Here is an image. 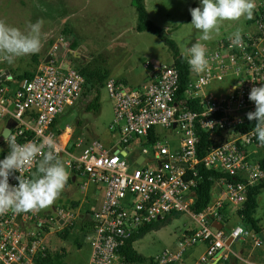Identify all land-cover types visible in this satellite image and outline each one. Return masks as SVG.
Returning <instances> with one entry per match:
<instances>
[{
  "label": "built area",
  "instance_id": "obj_1",
  "mask_svg": "<svg viewBox=\"0 0 264 264\" xmlns=\"http://www.w3.org/2000/svg\"><path fill=\"white\" fill-rule=\"evenodd\" d=\"M255 4L252 28L242 34V44L235 45L228 37L210 47L205 45L209 67L203 73L193 74L180 54L189 77L184 97L196 100L199 111L187 109L184 102L175 98L178 75L171 64L155 67L148 79L133 89L106 77L99 88L103 87L110 99L112 117L108 131L116 134V141L109 148L91 140L80 148V143L74 144L69 150L67 131L56 134L52 123L74 104L84 82L66 57H56V46H52L47 60L36 66L29 80L15 82L14 87L13 77L0 70V136L4 128L8 130L0 141V160L10 151L5 142L9 135L18 144H40L44 137L51 136L69 179L81 178L84 184L91 183L101 190L98 208L86 223L90 248L86 264H135L120 253L126 240L140 228L173 213L187 214L198 227L178 242L174 252L165 250L155 257H143L137 264H186L184 251L198 244L205 249L194 264L235 256L230 247L247 235L246 230L235 226L225 232L210 223L214 220L221 224L222 205H230L238 216L247 188L264 181L258 160L247 155L248 148L259 143L252 134L254 127L242 130L249 121L246 113L255 110L254 102L248 99L249 92L264 84V0H255ZM65 52L72 53L68 49ZM225 78H233V82L220 95L205 93L207 84ZM156 128L175 130L177 148L170 150L159 142ZM196 130L211 142L224 138L219 145H210L200 160L195 157ZM149 134L154 136L151 142ZM132 144L136 151L128 150ZM41 158L38 155L31 166L15 175L30 177ZM197 163L207 170L227 174L234 181L216 182L220 184L219 195L203 212L193 214L190 208ZM9 183L16 185L18 181L10 177ZM54 211L61 224L49 213L41 217L40 211L0 215V264H35L43 258L47 253L43 239L49 225L63 229L77 217L67 205ZM227 236L232 237L230 246L224 245ZM253 245L259 246V241L254 240Z\"/></svg>",
  "mask_w": 264,
  "mask_h": 264
},
{
  "label": "rangeland",
  "instance_id": "obj_2",
  "mask_svg": "<svg viewBox=\"0 0 264 264\" xmlns=\"http://www.w3.org/2000/svg\"><path fill=\"white\" fill-rule=\"evenodd\" d=\"M96 1L97 0H77L78 3L84 2V16L93 14V16L95 15L97 18H100L99 25L102 27L101 31L107 27L106 32H108V34L104 36L105 39L108 36L114 38L117 35L114 34L115 32L125 31L126 29L120 37L130 42V44L135 47L136 51V53L128 59L126 64L128 66L131 65L132 72L138 79L145 77V75L157 66H170L171 53L166 46L163 45L158 38L147 32L135 31V13L129 0H117L120 6H115L111 12L96 11ZM77 2L75 0H0V20H4L7 24L15 26L21 31H25L29 21L35 23L39 19L43 22L42 33L45 34L42 40V48L39 53L18 57L12 63L6 61L0 62V69L3 68L1 67L3 65L17 72L19 75L23 72L34 73L36 66L41 61L47 60L46 57L48 54H52V46H56V57H66L69 64L76 70H79L86 64L89 65V67H97L100 69L101 67H106V62L109 59L115 57L121 59L122 56L118 55V50L113 49L118 45H112L113 42H110L107 44L108 48L105 49L102 44L106 41L103 39L98 40V38L91 42V40L86 37L81 45L83 48H86L90 44L92 48L96 50L95 53L92 52L91 49H84L82 51L77 48L74 50L69 49V43L75 41L70 37V32L67 29L69 21L66 18L72 16L71 20H81V15L79 17V13H77L79 9L75 8ZM143 4L148 20L164 31L166 37L175 43L180 54H182L183 48L190 46L197 40L207 47H210L217 40L230 37L237 28H242V34L249 32L252 28V20L256 15L255 8L251 19L242 17L238 21H224L221 24L219 34L213 32V38L211 40L201 41L200 36L202 33L196 30L190 24L191 22L186 21L191 6H200V0H143ZM100 7L105 10L109 8L108 4L105 2L101 3ZM115 18H118V24L111 22ZM129 27L130 29H128ZM63 32L68 34L65 35ZM89 32L93 37H95V34L99 33L98 31L95 33ZM66 49L70 50L72 53H68V55L65 52ZM125 52L129 53L128 50ZM35 56L37 61L36 65L33 62ZM102 61H104L105 64H102ZM15 82L17 81H15L13 77V87L16 84ZM231 82H233V78L214 81L207 84L204 87V91L205 93L207 92L217 96L220 95L224 91V88ZM97 91L98 110L96 112L85 111L84 109L88 103L92 102L93 94H89L86 98L80 100H78V97L74 104L70 108H66L59 116L56 122V129L60 133L64 130L67 131V136H69L67 143L68 148L69 146L72 147L74 144L79 143L78 148H80L91 140L103 143L108 137L114 138L108 131V125L112 117L110 99L103 87L99 88ZM1 124L2 122L0 121V125ZM156 133L158 141L166 144L168 147L176 142L178 138L175 130L156 128ZM259 154L263 155L264 150L262 149ZM67 189H69L71 193L70 198L81 197V192L75 186L74 182H71L66 187V191ZM70 198L62 197L60 194L52 205L60 207L61 205L67 204ZM255 205L256 208L253 217L258 220L263 231V233H259L257 237L264 243V188L255 196ZM50 207L51 205L45 209L39 210L40 216L43 217L44 215L42 213L49 211L48 209H50ZM68 207L72 208L70 204ZM231 208L232 207L228 204L222 205L220 211L221 215L232 214L231 217L233 219H229V223L232 226L235 224L241 225V219L236 218L238 216L231 212ZM84 217L86 222L91 220L90 216ZM193 224L194 222L187 214L178 213L169 219L168 223L157 229L147 231L144 235L134 240L131 243V248L144 258L158 256L165 250L174 252L175 249L178 248L176 241L182 236L183 232L188 230ZM85 225L75 220L73 225L70 226L67 236L62 240H59L62 229H58L56 224L49 225L48 233L43 240L45 245L49 248H51L52 244L54 247L56 246V249H60V247L63 249V254L59 257V264L86 263L90 248L86 236L79 230L81 226ZM238 240L239 239H236L235 242H238ZM61 241L64 242V247L60 245ZM250 242V240L244 241L248 246L252 245V242ZM48 247L47 252L50 253L51 251L48 250ZM233 247L234 246H232V248ZM258 248L257 246L256 249ZM231 250L234 252L233 249ZM227 262L228 263L221 261L219 263L229 264L233 262V264H242L236 258L230 257L227 259Z\"/></svg>",
  "mask_w": 264,
  "mask_h": 264
},
{
  "label": "clouds",
  "instance_id": "obj_3",
  "mask_svg": "<svg viewBox=\"0 0 264 264\" xmlns=\"http://www.w3.org/2000/svg\"><path fill=\"white\" fill-rule=\"evenodd\" d=\"M255 8V0H200V6L189 9L190 24L202 33L201 41H209L213 32L219 34L222 22L238 21L242 17L251 19ZM42 26L39 19L35 23L29 21L26 30L21 31L0 20V62L12 63L18 57L39 53L45 37ZM242 31V28H237L231 34L233 44H242ZM206 52L205 45L200 42L182 49V56L193 74L199 75L209 67ZM248 99L255 105L254 111L246 113L249 121H256L252 134L264 146V84L252 87ZM5 142L10 151L0 160V215L39 211L52 205L70 176L58 157L54 138L44 137L40 144L35 141L18 144L9 135ZM38 155L42 158L37 162L35 173L27 178L15 175L31 166ZM10 177L18 183L11 185Z\"/></svg>",
  "mask_w": 264,
  "mask_h": 264
},
{
  "label": "crops",
  "instance_id": "obj_4",
  "mask_svg": "<svg viewBox=\"0 0 264 264\" xmlns=\"http://www.w3.org/2000/svg\"><path fill=\"white\" fill-rule=\"evenodd\" d=\"M75 1L77 2V0H75ZM103 2L108 4V6H109L108 10L102 9L100 7L101 3H103ZM117 2H118L117 0H97L96 1L97 5H96L95 10L96 11H108V12H111L112 9L115 6H120V4L117 3ZM129 3H130V0H129ZM83 5H84V2H80V3L77 2V6L75 7V8L79 9V11H77V13H79V17L81 15V20L80 21L71 20L72 16H69L68 18H66L69 21V24H67V29L70 32L71 39L74 40L77 43V49L81 50V51L84 50V49H91L92 52H94V53L96 52V50L93 49L90 44L86 48H83L81 46L83 44V40L86 37L89 38L91 40V42L96 40V38H98V40H101V39L105 40L106 42L104 44H102L103 48H105V49L108 48L107 47L108 43L113 42L112 45H118V46L114 47L113 49L114 50H118V55H121L122 57H121V59L115 57L113 59H109L106 62V69L109 72L107 77H111L114 80H118V81L122 82L123 85H125V86L127 85L126 87H129V88H132V89L136 88L139 85H141L142 83H144L148 79V77L152 73V71H150L142 79H140V78L138 79V77L135 74H133L132 67H130L131 65L128 66L126 64L128 59L131 58L133 56V54L136 53L135 47L132 44H130V42L125 41V40L121 39V37H120L121 34H123L126 31V29H125V31L115 32L114 34H117V35L114 38L108 36L105 39L104 36L106 34H108V32H106L107 27L101 31L102 27L99 25L100 24V18H97L95 15H94L95 16L94 17L93 14L90 15V16H87V15L84 16ZM128 6H129V4H128ZM117 20H118V18H115L111 22L118 24ZM128 29H130V27ZM89 31H91L93 33L98 31L99 33L95 34V37H93V36L90 35ZM112 31H114V30H112ZM109 35H111V34H109ZM195 42H199V41L197 40ZM125 49L128 50L129 53H126ZM33 59L36 60V56ZM171 62H172V59H171ZM1 67H3V68H1L0 70L7 71L14 78H15V76L19 75L17 72L13 71L12 69H10V68H8L6 66L2 65ZM55 128H56V123H55ZM110 134H112V136H114V138L112 139V137H108V138H106L104 140L103 143H101L106 148H109L116 141V134L111 133V132H110ZM155 134H156L155 136L158 137L157 133H156V130H155ZM177 145H178V140H176V142L171 144L168 148L170 150H174V149L177 148ZM128 148L130 150L135 149V151H136L135 144L130 145ZM262 149L264 150V146H261L258 143L256 145L248 148L247 155L253 160H258V159H260V158H262L264 156V154L263 155L259 154V152ZM36 171L37 170H35V172ZM71 182H74L75 186L80 190V192H81V197L80 198H74V197L70 198V194L71 193L69 192V189H67V191H66V187ZM215 184H216V182L213 183V185H212V187L210 189V201L215 200L216 197L220 193V184H216V185ZM60 194L62 195V197L64 196L65 198L66 197L70 198L68 200V203L65 204V205L69 206V204H70V206H73V208H72L73 212L77 216L75 220L80 221V223H82L83 225H85L87 223L86 220H84V218H85L84 216H90L91 213L94 212L98 208V205H99V202H100V199H101V190H100V188L98 186L93 185L91 183L84 184L81 178H77V177H74V176L67 181V183L65 184L64 189L62 190V192ZM51 208L56 209L58 207L56 205H51L50 209H48L49 211L43 212L42 214L43 215H47L48 213L50 214L51 213ZM232 209L233 208H231V212L234 213V210H232ZM227 215H229V216H227ZM227 215H222L221 216V221H223L221 223V225H222L221 229L223 231L224 230L225 231L229 230L230 228L235 227V226H240L243 229H245L246 233H247V235L244 238H241V239L239 238L238 242H235V243H233L231 245L230 250L233 249L234 253H235L234 254L235 256H233V257L236 258L238 261H240L242 264H262V262L264 260V243L261 242L258 239V237H257L258 235L252 234L250 232L248 225H243V223H241V225L235 224V225L232 226L229 223V219L230 220L233 219L231 217L232 214H227ZM236 218L239 219V217H236ZM192 221L194 222V224L191 225L188 230H185L183 232L182 236L176 241L177 242L176 244H178V242L182 241L183 238H185L186 236L190 235L198 227L196 222L194 220H192ZM256 221H257V226L260 228V231H261L260 233H263L262 228L259 225L257 219H256ZM73 222H72V225H73ZM79 230L80 231L81 230H86V232L88 233L86 225L85 226H81L79 228ZM86 232H81V233H83L86 236V234H87ZM62 239L63 238L61 236H59V240H62ZM245 240H250L252 242V243L250 242L252 245L248 246L247 244H245L244 243ZM254 240H258L259 241V246H258L259 248L258 249H256L257 247H255L253 245V241ZM60 245L62 247L65 246L64 242H62V241H61ZM232 246H234V247L232 248ZM45 247H46V250H47L48 246L45 245ZM204 249H205V246L203 244H198V245H195L193 247L187 248L184 251V253H183V259H184L185 263L186 264H194V263H196L198 258H199V256L201 254H203ZM48 250L51 251L50 253L47 252L48 255H50V256H53V255L58 256L57 264H59V257L63 254V249L61 247H60V249H56V246L54 247V245L51 244V248L48 247ZM88 257H89V255H88ZM233 257H230V258H233ZM87 261H88V258H87ZM87 261H86V263H87ZM221 261L225 262V263H228L227 260H225V261L220 260V261H218L215 264H220L219 262H221ZM212 263L213 262H211L210 264H212ZM229 264H233V262L229 263Z\"/></svg>",
  "mask_w": 264,
  "mask_h": 264
},
{
  "label": "trees",
  "instance_id": "obj_5",
  "mask_svg": "<svg viewBox=\"0 0 264 264\" xmlns=\"http://www.w3.org/2000/svg\"><path fill=\"white\" fill-rule=\"evenodd\" d=\"M130 4L133 7L134 13H135V31L136 32H147L154 37L158 38L160 42L163 43V45L166 46V48L171 53V65L176 69L177 75H178V86L175 98L178 101L184 102V106L191 110V111H199V106L197 104L196 100H186L185 99V90H186V84L189 80L188 77V68L187 64L184 60V58L180 55L175 43L166 37L164 31L155 26L150 20H148L145 8L143 5V0H130ZM191 8H195L194 5L191 6ZM187 22H191V15L190 12L187 16ZM64 31V30H62ZM66 32V31H64ZM67 35L68 33H64ZM77 48L76 42H70L69 43V49L74 50ZM34 64L36 65L37 61L33 59ZM102 64H105L104 61H102ZM79 73L83 77V86L80 93V96L78 100L86 98L87 95L93 94L92 102L88 103L85 106V111H92L96 112L98 110V88L100 87V84L104 81V79L108 75V70L106 67H101L100 69L97 67H89V65H85L84 67L80 68ZM32 72H23L21 75L15 76L14 80L19 82L23 80H29L32 77ZM182 105V106H183ZM57 121H54L52 123V126L55 125ZM256 121H248L243 124V129H249L255 126ZM60 133L59 131L56 132V134ZM195 135L197 137V143H196V149H195V157L197 160H200L204 153L206 152L207 148L210 145H219L224 138H219L215 142H211L202 132L196 130ZM154 139V136L152 134H149L148 141H152ZM69 150H71V147L69 146ZM259 167L264 170V156L260 159H258ZM195 169V177L194 180L196 182L195 187L193 188V204L190 208V212L193 214H198L203 212L206 207L210 203V189L214 182L217 181H226V182H233L234 178L228 176L227 174H223L220 172H215L211 170L205 169L200 163H197L194 166ZM264 188V181L258 183L255 186L248 187L246 190V197L243 204V207L238 212V216L241 219V223L243 225H248L249 230L252 234L258 235L261 231L260 228L257 226V221L253 217L254 210L256 208L255 205V196ZM73 208V206H72ZM178 213H173L168 216H166L164 219L151 222L147 226L140 228L136 233L132 234L128 240H126L125 244L120 249V253L125 255L127 258L130 259L133 263L137 264L143 260V257L138 255L132 248L131 243L136 240L137 238L141 237L146 233L147 231L154 230L159 228L160 226H163L164 224L168 223L169 219L177 215ZM223 221H221L222 223ZM70 230V227H65L62 229V232L60 236L64 238L68 231ZM225 231V230H224ZM226 230L225 232H227ZM81 232H86V230H81ZM231 257V256H230ZM58 256L53 255L50 256L48 253L45 254L43 258H38L35 261V264H57Z\"/></svg>",
  "mask_w": 264,
  "mask_h": 264
},
{
  "label": "water",
  "instance_id": "obj_6",
  "mask_svg": "<svg viewBox=\"0 0 264 264\" xmlns=\"http://www.w3.org/2000/svg\"><path fill=\"white\" fill-rule=\"evenodd\" d=\"M45 61H46V60H45ZM230 115H233V114L230 113ZM7 132H8L7 128H4V130L2 131V134H1V136H0V141L2 140L3 137L6 136ZM181 165H182V166H185V164H181ZM50 215H51V217H52L54 220H56L59 224L62 223V220H61V219L55 214L54 208H51V213H50ZM210 224H211V227H213L214 229L220 230V229L222 228V225H221L220 223H217V222L214 221V220H212ZM231 240H232V237H231V236H227V238H226V240H225V242H224V245H225V246H227V245L230 246V242H231ZM216 262H217V259H215V260L213 261L212 264H215Z\"/></svg>",
  "mask_w": 264,
  "mask_h": 264
}]
</instances>
